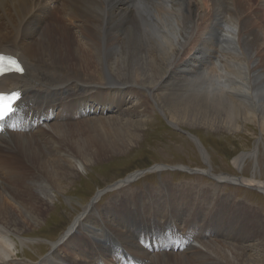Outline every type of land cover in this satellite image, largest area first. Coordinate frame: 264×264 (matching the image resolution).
Masks as SVG:
<instances>
[{
	"label": "bare ground",
	"instance_id": "bare-ground-1",
	"mask_svg": "<svg viewBox=\"0 0 264 264\" xmlns=\"http://www.w3.org/2000/svg\"><path fill=\"white\" fill-rule=\"evenodd\" d=\"M254 2L0 0L5 16L0 13V53L25 70L0 78L1 93H18L0 131V264H21L12 258L8 238L26 229L6 201L38 222L57 183L86 164L123 153L140 138V123L130 122V116L151 115L150 103L174 127L188 122L235 131L244 123L264 130V0ZM49 29L55 37L47 36ZM210 59L222 60L213 66L214 76L203 69ZM210 176L264 196L263 181ZM196 190L168 184L140 194L124 191L102 213L93 207L96 195L69 228L66 243L73 242L70 234L81 223L87 232L110 238L94 243L116 245L97 260L87 256L96 254L88 241L69 253L82 255L80 261L60 260L56 251L46 259L50 264H259L258 250L237 247L235 239L249 240L263 222L245 221L241 212L249 210L215 189ZM234 205L239 208L231 209ZM89 222L98 229L86 227ZM216 227L221 231L215 236Z\"/></svg>",
	"mask_w": 264,
	"mask_h": 264
},
{
	"label": "rangeland",
	"instance_id": "rangeland-1",
	"mask_svg": "<svg viewBox=\"0 0 264 264\" xmlns=\"http://www.w3.org/2000/svg\"><path fill=\"white\" fill-rule=\"evenodd\" d=\"M254 1L256 2V0ZM0 13L2 17H5L1 10ZM260 14L264 16V11L263 14ZM66 27L71 29L70 26ZM47 36L55 37V29ZM28 39H32V37ZM217 60H207L203 65L204 72L207 70L208 73L210 72L209 74L213 72L212 75H216L217 72L213 70V66L222 64V60L219 59L220 63H216ZM199 65L201 67L202 63H198ZM99 77L92 79L99 81ZM104 91L101 90V92ZM141 93L145 94L144 90ZM65 94H68V90H65ZM133 100H130L131 103L128 107L132 108L136 105ZM126 105H128L127 96L123 108ZM123 108L117 110L122 111ZM149 108L153 110L151 115L140 116V118L132 115L131 119L129 118L130 122L140 123L138 125L140 138L123 153L86 164L85 169L79 170L77 175L57 183L60 188H55V191L50 193L51 200L48 201L47 211L38 222H30L27 215L20 211L15 204L6 201L7 204H10V209L14 211L16 218L26 226V229L18 237H11L12 241L8 238L9 250L12 253V258L16 259L15 261L21 264H40L55 251L60 260L71 258V261H80L82 255L71 256L69 253L74 247L79 248L82 243L85 244V241L91 242L96 252V254H87V256L89 255L92 260L99 259L101 254L110 252V248L112 249L116 243L107 245L94 243L95 240L101 238L96 236L101 234L98 230L89 233L80 223L79 227H75L74 233L70 234L74 238L73 242L66 243L69 228L78 216L86 212L87 205H91V200L99 195L93 207L97 212L102 213L106 209L108 210V203L113 199L118 201L117 197H121L124 191L140 194L149 189L151 191L160 190V186L168 184L173 187L195 186L197 194H199L198 189L205 190L207 188L209 191L215 189V193L227 196L234 203L238 201V204L249 210L241 212L246 218L245 221L251 220L256 225L259 220L264 224V196L259 191L245 189L235 184H220L210 176V174L215 176L223 174L264 182V130L257 125L249 128L248 124L244 123L239 125L238 131L230 130L225 126L212 128L188 122L174 127L166 118H163L152 103ZM237 159L238 167L234 164ZM203 169H210L211 173H199ZM133 173L138 175L128 185V181H125L126 184L122 188L111 189L115 183L125 180ZM37 197L43 199L42 195ZM141 201H145L142 196ZM234 206L231 209L239 208L237 205ZM253 211L259 215V219H255L251 213ZM194 223L199 224L196 220ZM93 225L89 222L86 227L98 229ZM258 230L252 229L249 240H245L241 235L240 238L235 239V242L237 247L247 244V246H254L259 253V264H264V227L262 230ZM220 231L221 228L216 227L217 234L215 236ZM101 239L107 241L110 238ZM248 252L250 254L247 255L252 254V251L248 250ZM60 263L64 264L61 261ZM44 264H50V261L46 259Z\"/></svg>",
	"mask_w": 264,
	"mask_h": 264
}]
</instances>
